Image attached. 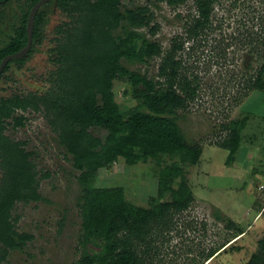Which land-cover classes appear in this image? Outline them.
Listing matches in <instances>:
<instances>
[{"label":"rangeland","instance_id":"374dc122","mask_svg":"<svg viewBox=\"0 0 264 264\" xmlns=\"http://www.w3.org/2000/svg\"><path fill=\"white\" fill-rule=\"evenodd\" d=\"M142 4L151 7L159 25L154 36L140 28L145 37L158 42L163 50L175 36L182 42L178 58L186 63L183 75L198 89L186 107L177 110L176 122L187 141L199 144L202 153L194 166L167 155L133 165L120 159L100 169L94 183L122 186L127 201L148 207L149 197L157 193L158 171L179 160L193 199L185 211L171 216L168 225L154 228L153 248L146 264H245L264 238V91L244 90L240 94L236 90L238 84L253 81L258 67L264 64V0H217L211 17L213 30H205L207 35L202 38L185 36V18L188 11L194 13L193 0L175 9L155 0H133V5ZM63 20L68 18L57 9L51 11L43 41L23 68L1 75L0 97L25 95L36 89L44 93L50 73L57 67L50 59L54 56L50 50L55 45L54 27ZM117 31L121 32L120 26ZM159 60L157 56L146 63L125 59L121 63L156 80ZM128 88L125 79L113 80L114 99L120 107L135 104L130 94H123ZM14 117L21 118L20 124ZM236 120L246 123L240 129L237 150L229 156L221 144L230 134L228 123ZM3 126V134L20 142L28 154L35 172L33 186L40 197L12 205V229L31 238L22 248L9 249L0 264H74L81 250L76 204L81 170L73 166V155L58 142L42 107L15 109L3 119ZM89 131L100 138L105 135L100 128ZM229 219L243 233L228 227ZM225 245L218 255L208 258L210 250ZM90 249L96 250L93 245Z\"/></svg>","mask_w":264,"mask_h":264},{"label":"trees","instance_id":"16d2710c","mask_svg":"<svg viewBox=\"0 0 264 264\" xmlns=\"http://www.w3.org/2000/svg\"><path fill=\"white\" fill-rule=\"evenodd\" d=\"M8 1L16 4L11 12L15 19L7 32V41L0 46V62L27 44V17L39 0ZM155 2L175 9L186 5L188 0ZM216 2L193 0L194 13L188 11L185 18L186 37L202 38L207 35L205 30H213L211 17ZM53 9L68 20L54 27L55 45L50 49L54 56L50 59L57 67L50 73L47 89L42 94L36 89L25 95L0 97V261L9 249H20L31 238L12 229L9 222L12 205L40 197L33 186L34 166L20 142L3 134V119L18 108L42 107L58 142L73 155V166L81 170L77 178L81 191L76 203L80 218L77 240L81 250L74 264H146L153 248L154 228L168 225L171 216L185 211L193 199L179 160L186 166H194L202 149L199 144L187 141L176 122V112L196 96L198 85L183 75L186 63L178 58L182 51L178 36L163 50L158 42L139 31L146 28L154 36L159 25L154 22L148 4L133 5V0H49L35 13L28 55L42 43L44 25ZM119 26L121 32L117 31ZM157 56L160 60L156 80L121 63V59L146 63ZM23 61L24 58L8 60L1 75L12 64L20 65ZM263 76L264 64L258 67L255 79L247 80L243 86L238 84L236 92L264 91ZM114 79H125L129 88L123 94H130L135 104L120 107L112 90ZM14 119L20 124L21 118ZM245 123V120L228 123L230 134L221 147L229 156L238 148L240 129ZM93 128L103 129L104 137L94 136L89 131ZM162 155L177 156L179 160L158 171L157 193L149 197L148 207L127 201L122 186L94 183L100 169L120 159L133 165L148 159L158 160ZM161 198L164 200L160 201ZM227 225L243 233L235 221L229 219ZM92 245L95 252L90 249ZM228 245L210 250L208 258L212 259ZM245 264H264V238L258 241L257 251Z\"/></svg>","mask_w":264,"mask_h":264},{"label":"flooded vegetation","instance_id":"af4514ba","mask_svg":"<svg viewBox=\"0 0 264 264\" xmlns=\"http://www.w3.org/2000/svg\"><path fill=\"white\" fill-rule=\"evenodd\" d=\"M12 1L13 0H11V3H12ZM12 8H16V4H13V3L10 4L8 0H0V46H1L2 43L7 41V34H8L7 32H9V30L11 29L12 24H13V20L15 19V17L11 13L12 12ZM26 24H27V22H26ZM30 46H31V43H30ZM30 46H29L28 50L26 51V53L24 55H22L21 57H19V59L20 58H24L23 63L24 62L25 63L24 64L21 63L20 65L18 63H14V64H12V66H10L9 71L12 70L15 73V71L18 72L17 68L18 69H22L23 68L22 64L25 65L26 64V60L28 59L29 56H31V55H28ZM27 55H28V57H26ZM15 68H16V70H15ZM1 73H0V75H1Z\"/></svg>","mask_w":264,"mask_h":264},{"label":"water","instance_id":"95a60500","mask_svg":"<svg viewBox=\"0 0 264 264\" xmlns=\"http://www.w3.org/2000/svg\"><path fill=\"white\" fill-rule=\"evenodd\" d=\"M48 1L49 0H39L32 6V8L28 14L27 24H26V31H27V36H28L27 44L22 49H20L18 52H15L13 54L7 55V56L2 58V60L0 62V73L2 72V70H3L5 64L7 63L8 60H10L12 58H19L26 53V51L28 50L30 43H31L32 28H33V21H34L35 13L40 6H42L44 3L48 2Z\"/></svg>","mask_w":264,"mask_h":264}]
</instances>
